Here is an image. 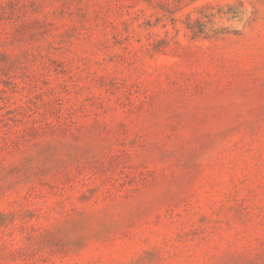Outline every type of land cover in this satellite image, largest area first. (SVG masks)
Here are the masks:
<instances>
[{"label": "rangeland", "instance_id": "obj_1", "mask_svg": "<svg viewBox=\"0 0 264 264\" xmlns=\"http://www.w3.org/2000/svg\"><path fill=\"white\" fill-rule=\"evenodd\" d=\"M0 264H264V0H0Z\"/></svg>", "mask_w": 264, "mask_h": 264}]
</instances>
